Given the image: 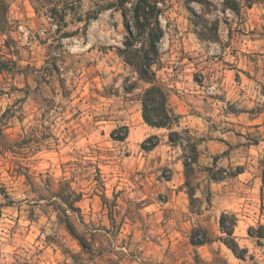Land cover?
Returning <instances> with one entry per match:
<instances>
[{
	"label": "rangeland",
	"instance_id": "obj_1",
	"mask_svg": "<svg viewBox=\"0 0 264 264\" xmlns=\"http://www.w3.org/2000/svg\"><path fill=\"white\" fill-rule=\"evenodd\" d=\"M150 1L170 129L121 55L137 0H1L0 264H264V0Z\"/></svg>",
	"mask_w": 264,
	"mask_h": 264
},
{
	"label": "trees",
	"instance_id": "obj_2",
	"mask_svg": "<svg viewBox=\"0 0 264 264\" xmlns=\"http://www.w3.org/2000/svg\"><path fill=\"white\" fill-rule=\"evenodd\" d=\"M228 4L232 10L238 9L235 0H229ZM1 6L2 2L0 0V9ZM132 11L133 19L131 24L129 20H126L125 12L122 11L125 19V26L129 31V38L124 43L125 48L121 51V55L129 65L136 68L140 79L150 84V87L144 91L142 97V116L145 123L152 128L170 129L174 120L172 114L168 110V96L166 91L157 84L156 76L152 70L159 54L158 43L163 36L159 22V9L157 8V5L150 0H137ZM131 27L134 30L145 31L147 34V49L140 58V61L135 60L134 52L132 51L136 36L134 35V32L131 31ZM179 136L180 135L177 132H171L169 134L170 142L172 144L179 142ZM126 138L127 133H125L124 136L115 138V140L124 141ZM148 143H150V145L146 146ZM158 145L159 139L156 136H152L142 144V147L147 151H151ZM192 149V151L196 153L195 146H193ZM196 161V154H194L191 160L186 158L184 161L185 169L188 171L189 167H191ZM193 196V194H190L191 199H194ZM236 223V217L227 213H223L219 220L221 231L230 239L229 241H225L224 244L237 258L242 260L244 258L242 251L233 240ZM69 231L73 233L70 229ZM79 241L83 247L87 248V244H85L86 242L84 240L79 239ZM192 243L197 246L204 245V242H195L194 240Z\"/></svg>",
	"mask_w": 264,
	"mask_h": 264
},
{
	"label": "crops",
	"instance_id": "obj_3",
	"mask_svg": "<svg viewBox=\"0 0 264 264\" xmlns=\"http://www.w3.org/2000/svg\"><path fill=\"white\" fill-rule=\"evenodd\" d=\"M157 129V128H156Z\"/></svg>",
	"mask_w": 264,
	"mask_h": 264
}]
</instances>
